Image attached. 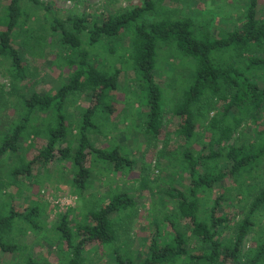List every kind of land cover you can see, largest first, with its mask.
I'll list each match as a JSON object with an SVG mask.
<instances>
[{"label":"trees","instance_id":"trees-1","mask_svg":"<svg viewBox=\"0 0 264 264\" xmlns=\"http://www.w3.org/2000/svg\"><path fill=\"white\" fill-rule=\"evenodd\" d=\"M2 1L5 13L0 17V57L10 62L15 80L27 79L24 54L17 45L27 48L31 42L41 43L40 36L25 37L30 29L25 26L34 18L29 10L31 5L44 8V27L52 36L48 40L44 38V42L49 48L54 44L58 58L73 70L68 82L58 90L23 96L24 114L20 122L12 125L0 141V157L17 158L11 171L14 180L31 176L36 164L46 166L61 159L72 164L73 188L80 196H85L93 175L90 159L118 171L132 167L135 161L123 155L118 147L97 148L92 143L91 133L98 129L101 118L110 117L114 112L113 94L119 88L121 68L114 62L98 64L85 45L111 55L123 51L119 58H124L123 64L129 63L135 70L147 107L145 133L158 138L165 122V106L154 73L159 43L171 44L195 61L190 82L172 111L180 118L177 136L183 148L184 171L190 180L184 189L168 192L177 203L175 211L163 220L168 225V237H162L157 226L143 239L146 246L138 251V258L126 257L116 247L115 264H178L185 257L198 264L240 262L245 240L254 230L256 218L264 207V188L255 195L245 217L238 222L227 211L226 193H217L212 198L201 193L212 194L228 179L236 182L243 178L236 183L252 186L257 163L264 158V129L257 130L254 142L242 140L239 132L243 123L256 124L264 113V87L259 75L264 70V18L258 16L257 1L249 5L240 28L220 29L216 33L197 25L189 16L175 19L159 14L158 8L165 0H140L133 8L105 12L99 19H90L87 15L58 16L52 5L39 0ZM153 13L157 15L155 19L150 18ZM127 31L132 32L128 44H118ZM79 92H87L91 104L82 113L76 142L72 143L65 107L69 96ZM41 113H51L49 121L33 133L27 132L31 119ZM33 134L35 138L42 135L45 143L24 165L20 146ZM198 137H207L208 142H201L202 149L192 152L190 144ZM4 188L8 185L0 183V194ZM135 205V198L123 190L106 202L87 207L84 219L75 229L68 220V213L63 214L57 230L67 254L66 264H83L84 253L91 244L115 243L118 233L113 218ZM40 215L37 203L0 213V251L15 253L19 250L20 246L8 239L10 231L16 222L39 230ZM173 218L179 220L173 221ZM183 220H187V229L181 226ZM192 241L198 242L199 251L194 252ZM251 252L248 264H264V240Z\"/></svg>","mask_w":264,"mask_h":264},{"label":"rangeland","instance_id":"rangeland-1","mask_svg":"<svg viewBox=\"0 0 264 264\" xmlns=\"http://www.w3.org/2000/svg\"><path fill=\"white\" fill-rule=\"evenodd\" d=\"M50 4L58 16L87 15L96 19L105 12H124L136 5L140 0H39ZM254 0H165L158 8L159 14L170 15L181 19L189 16L194 22L216 33L220 29L240 28L246 10ZM259 18H264V0H256ZM31 5V3H30ZM33 20L25 28L29 33L25 37L40 36L41 43L31 42L27 48L17 47L24 54L27 71L25 81H17L13 77L10 62L0 57V141L12 125L20 122L24 107L23 96L29 97L33 92L41 94L58 90L68 82L73 70L63 60L58 58V51L54 44L48 47L44 38L50 39L51 32L44 27L45 10L41 6L31 5ZM5 13L3 1L0 0V17ZM153 13L150 18H156ZM1 28V26H0ZM130 31L124 32L118 44L126 46L131 37ZM43 36V38H42ZM56 38V37H54ZM85 47L91 51L99 64L114 62L121 68L119 88L114 92V112L110 117H102L98 129L92 131L91 140L97 148L118 147L121 153L130 157L135 164L121 171L90 159L92 164V180L88 184L85 196H80L73 188V167L69 161L56 159L46 166L34 165L31 176L14 180L11 173L17 158L0 157V183L8 185L0 194V213L4 214L11 208L18 210L23 206L37 203L41 209L39 230L28 228L25 223L16 222L10 231L8 239L20 246L15 253L0 251V264H66L67 254L64 251L57 225L63 214L67 217L73 229L82 221L87 213V207L106 202L115 193L128 191L135 198L133 209L122 211L114 218V226L118 233V240L105 246L91 244L86 252L83 264H115L114 250L116 247L129 258H138L139 250L144 246V238L149 236L159 226L162 237H168V225L163 223L177 203L169 196L172 189H184L188 186L190 177L184 171L185 163L181 154L183 148L177 136L180 118L172 111L175 103L190 82L195 68V61L181 54L171 44L159 43L155 79L163 92L165 106V122L158 138L149 137L145 133V112L147 107L142 98L136 72L129 63L123 64L124 58H119L122 50L117 54H109L103 49ZM32 48V49H31ZM261 86L264 87V70L259 72ZM91 104L87 92L70 95L66 102L68 113L67 128L70 141L76 142L77 126L82 113ZM51 118V113H41L30 121L27 132L43 127ZM36 126L37 128H34ZM264 129V113L258 123L250 121L243 123L241 139L254 142L257 130ZM33 133V132H32ZM239 133L236 134V137ZM264 137V136H262ZM207 137H198L190 144L192 152L202 149L201 142H208ZM233 140L230 141L232 143ZM45 141L43 136L35 138V134L21 143L20 153L23 164L29 162L42 148ZM252 186L247 187L243 178L238 181L228 179L223 186L216 187L212 194L226 193L228 196V213L238 222L243 219L260 189L264 188V158L257 163V169L252 175ZM177 218H173L176 221ZM179 220V218L177 219ZM257 224L244 243L242 259L231 264H248L251 249L259 241L264 240V207L256 218ZM182 228L187 229V220L180 221ZM229 233V230H227ZM162 239V238H161ZM232 240V238H228ZM194 252L199 251V244L192 241ZM32 260V263L30 261ZM178 264H198L185 257Z\"/></svg>","mask_w":264,"mask_h":264}]
</instances>
